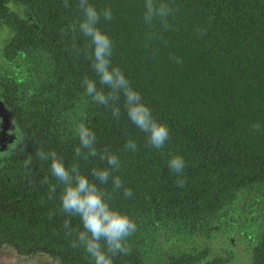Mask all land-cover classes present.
Returning a JSON list of instances; mask_svg holds the SVG:
<instances>
[{"label": "trees", "instance_id": "obj_1", "mask_svg": "<svg viewBox=\"0 0 264 264\" xmlns=\"http://www.w3.org/2000/svg\"><path fill=\"white\" fill-rule=\"evenodd\" d=\"M89 2L98 10L111 8L112 20L101 17L98 26L113 41L112 62L168 125L169 140L161 149L149 146L146 134L128 119L123 97L117 119L110 106H98L85 95V76L101 85L91 66L90 41L70 29L83 16L77 0H68L71 7L64 0H0V26L14 32L3 49L7 59L26 52L48 56L46 80L56 76L52 84L58 82L34 87L32 102L25 103L27 99L19 100L18 85L4 80L5 95L18 116L14 148L0 166V243L42 247L57 254L61 264H92L82 248L71 247L63 229L69 217L60 211L63 186L51 174V162L39 160L36 152L55 151L66 166L79 163L89 174L109 167L99 158L108 149L121 162L112 176L123 184L112 203L137 224L128 240L130 251L118 254L114 264H144L147 249L137 246L138 236L154 239L146 235L165 217L184 218L193 227L209 225L210 230L237 190L254 182L257 192H264V0H167L176 9L167 31L159 20L152 28L145 23V0ZM13 3L24 10L15 11ZM154 29L158 35L149 38ZM21 103L25 106L19 108ZM81 121L96 134L98 155L87 160L75 155L79 140L74 129ZM255 123L259 131L251 128ZM130 139L136 151L125 148ZM176 154L183 156L184 172L191 174L187 181L179 177L182 186L167 165ZM28 156L32 163L26 167ZM198 170L203 180L192 179ZM44 177L57 185L53 199H48ZM105 187L111 191V178ZM123 188L132 195L124 196ZM178 200L185 203L183 209H176ZM71 224L81 228L78 217H71ZM256 233L251 264H264V225ZM186 257H171L168 264L199 259Z\"/></svg>", "mask_w": 264, "mask_h": 264}, {"label": "clouds", "instance_id": "obj_2", "mask_svg": "<svg viewBox=\"0 0 264 264\" xmlns=\"http://www.w3.org/2000/svg\"><path fill=\"white\" fill-rule=\"evenodd\" d=\"M65 7H71L68 0H64ZM77 6L83 16L76 24L70 25L72 32L77 30L90 41L91 66L99 78L100 88L96 81L85 76L82 86L85 95L91 98L98 106L111 107L113 117L119 118L121 108L119 102L123 97V107L128 119L141 132L146 134L149 146L161 149L169 140L170 130L165 122L160 121L152 109L144 101L141 93L136 90L125 75L121 67L112 62L113 41L109 34L98 25L101 17L110 21L113 18L111 8L97 9L89 0H77ZM176 9L167 0H145L144 21L152 28L153 21L159 20L164 31L170 30L169 17L175 15ZM158 35L154 29L149 38ZM177 63L182 61L176 58ZM260 124L251 125L253 130L259 131ZM74 134L79 140V147L75 149V155L84 160L96 157V134L84 122L78 123ZM136 143L129 140L125 148L136 151ZM36 156L41 161H50L51 174L63 186L60 193V211L66 214L68 219L63 223L65 234L71 238V247L82 248L91 258L92 264H114V258L118 254H127L129 238L137 231L135 219L127 212L115 207L112 203L113 193L122 187L121 178L112 176V171H118L121 162L115 153L104 149L99 158L105 161L109 167L93 168L89 174L81 171L79 163L66 166L63 157L57 152H44L39 150ZM32 157L24 160L26 167L31 165ZM167 165L178 176V184L182 186L181 174L185 168L183 156L176 154L169 158ZM91 177V178H90ZM111 178V191L107 186ZM42 183L49 184L48 177H44ZM57 185L49 184L48 199L56 195ZM123 195H132L130 188H123ZM55 213H50V217ZM71 217L80 219L81 228L72 227Z\"/></svg>", "mask_w": 264, "mask_h": 264}, {"label": "flooded vegetation", "instance_id": "obj_3", "mask_svg": "<svg viewBox=\"0 0 264 264\" xmlns=\"http://www.w3.org/2000/svg\"><path fill=\"white\" fill-rule=\"evenodd\" d=\"M3 27L7 29L6 32L9 34L7 45L14 32L13 29L7 26ZM3 58L12 66L13 70L10 74L3 73L0 75V166L1 160L4 162L9 158L17 138L15 121L18 110L14 109L13 105L8 102L4 88L6 81L4 80L7 79L12 84L18 85L19 88L16 90L19 100L27 99L25 103L32 102L33 94L36 93L34 87L39 90V87L45 82L50 83V86L58 84V82L52 84L57 81L56 76L52 78V82L46 80L47 74H49L47 71L48 56L40 53L32 56L31 53L26 52L16 56L14 60H9L3 52ZM55 97L58 98L57 95ZM22 106H25V104L21 103L19 108ZM64 109L65 106H61V110ZM65 112L69 113V111ZM203 166V161L200 160L199 169ZM181 175L186 178V181L191 178V174L184 171ZM201 177L204 176L198 170L192 179L203 180ZM234 196L236 197L232 198V201L227 199L222 205L220 209L222 214L210 226V230L209 225L201 227L202 223H200V225L193 227L184 218L170 216V219L165 217L157 223L156 229L146 235L154 239H146L143 237L145 233H140L142 234L138 236L140 243L139 245L136 243V245H141L143 250L144 247L147 249L144 254V264H150V259L157 262V264H168L171 257L182 256H187L186 259L199 258L194 264H207V262L210 264H233L237 250L240 251V254L243 252V255L250 259L249 264H251L253 247L259 233L256 232L264 225V192L260 190L257 192L253 182L237 190ZM175 203L177 205L176 209L185 207V203L180 200L175 201ZM241 213L244 214L245 218L241 217ZM224 217L231 218V220H228L227 224L222 226L223 223L220 224V222ZM161 239H163V246H168L169 242L173 241L172 247L167 249L166 253H162L158 249L157 244ZM145 242L150 245H145ZM8 249H12L16 253V255H13L14 258H18L22 262H29L32 260L30 258L34 259L45 254L51 259V264H61L57 254L42 247L24 249L19 248L13 242L4 241L0 243V251L6 250L9 252ZM10 254L12 253L10 252ZM161 254L163 256H160ZM181 261V264H187L183 259Z\"/></svg>", "mask_w": 264, "mask_h": 264}, {"label": "rangeland", "instance_id": "obj_4", "mask_svg": "<svg viewBox=\"0 0 264 264\" xmlns=\"http://www.w3.org/2000/svg\"><path fill=\"white\" fill-rule=\"evenodd\" d=\"M15 8L11 7L13 9H15V11H23L24 9L21 7V5L19 4H15ZM7 29L5 27H0V75L3 73H12V66L3 58V48L5 47L7 41H8V36L9 34H7ZM242 218H245L244 214L241 213L240 214ZM231 220V218H227L224 217L222 218L220 224H222V226H225L227 224V221ZM173 245V241L169 242L168 246H163V239H161L159 241V243L157 244L158 249L162 252V253H166L167 249H170ZM10 250L9 252L6 250H1L0 251V264H51V259L44 254V256H40L37 258H30L32 259L31 261L27 262H22L19 261L18 258H14V254L16 255V253L12 250V249H8ZM241 250V249H240ZM242 251V250H241ZM10 252L12 254H10ZM160 256H163V254H161ZM249 258L246 255H243V252L237 250V255L235 260L233 261V264H249ZM12 261V262H11ZM11 262V263H10ZM150 264H157V262H154L152 259L149 260ZM56 264V263H54Z\"/></svg>", "mask_w": 264, "mask_h": 264}]
</instances>
